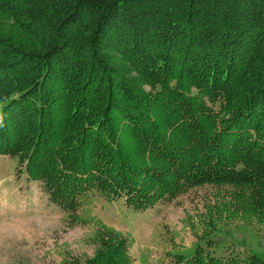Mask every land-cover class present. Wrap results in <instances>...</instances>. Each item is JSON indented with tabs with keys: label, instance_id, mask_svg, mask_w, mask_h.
Instances as JSON below:
<instances>
[{
	"label": "trees",
	"instance_id": "1",
	"mask_svg": "<svg viewBox=\"0 0 264 264\" xmlns=\"http://www.w3.org/2000/svg\"><path fill=\"white\" fill-rule=\"evenodd\" d=\"M0 102V154L70 212L93 189L140 211L214 183L264 213V0H0ZM99 234L73 264H132ZM177 260L264 264L200 244Z\"/></svg>",
	"mask_w": 264,
	"mask_h": 264
},
{
	"label": "rangeland",
	"instance_id": "2",
	"mask_svg": "<svg viewBox=\"0 0 264 264\" xmlns=\"http://www.w3.org/2000/svg\"><path fill=\"white\" fill-rule=\"evenodd\" d=\"M151 86L142 83L146 92L157 91ZM25 167L18 156L0 154V264L84 261L104 231L126 239L132 264H184L178 255L191 256L199 244L217 256H264V213L249 187L205 183L140 211L124 196L109 199L93 189L70 212L51 200L43 181L28 179Z\"/></svg>",
	"mask_w": 264,
	"mask_h": 264
}]
</instances>
